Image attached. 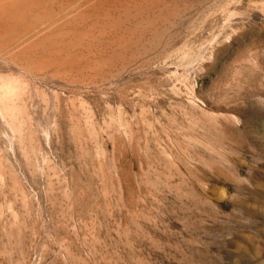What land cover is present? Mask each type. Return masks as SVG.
Segmentation results:
<instances>
[{
    "label": "rangeland",
    "instance_id": "rangeland-1",
    "mask_svg": "<svg viewBox=\"0 0 264 264\" xmlns=\"http://www.w3.org/2000/svg\"><path fill=\"white\" fill-rule=\"evenodd\" d=\"M0 264H264V0H0Z\"/></svg>",
    "mask_w": 264,
    "mask_h": 264
}]
</instances>
